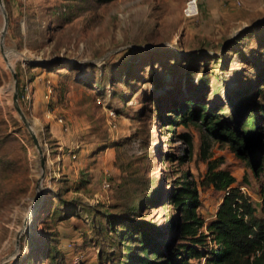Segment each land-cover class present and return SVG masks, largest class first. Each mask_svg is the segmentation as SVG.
Segmentation results:
<instances>
[{
	"label": "rangeland",
	"instance_id": "obj_1",
	"mask_svg": "<svg viewBox=\"0 0 264 264\" xmlns=\"http://www.w3.org/2000/svg\"><path fill=\"white\" fill-rule=\"evenodd\" d=\"M186 2L0 0V264H118L108 215L139 203L132 217L166 239L177 213L156 201L190 175L209 220L223 198L200 186L210 168L259 201L264 176L169 111L191 100L226 121L256 97L264 0H202L195 20ZM70 203L81 217L64 218Z\"/></svg>",
	"mask_w": 264,
	"mask_h": 264
},
{
	"label": "trees",
	"instance_id": "obj_2",
	"mask_svg": "<svg viewBox=\"0 0 264 264\" xmlns=\"http://www.w3.org/2000/svg\"><path fill=\"white\" fill-rule=\"evenodd\" d=\"M253 91L256 97L237 101L240 110L226 121L199 102L183 101L169 111L175 116L171 126L200 123L215 139L230 143L236 157L245 161L258 179L264 176V75ZM182 138L191 154L192 140L187 134ZM200 186L213 187L223 194L209 220L197 212L201 206L200 191L190 175H185L183 182L156 201L172 206L177 213L162 231L166 239L149 232L146 222L132 217L139 203L130 208L128 215H108L106 230L115 236L122 249L128 246L118 264H264V183L257 202L249 193L242 192L243 186L226 170L210 168ZM69 205L74 207H68L64 218L81 217L75 203Z\"/></svg>",
	"mask_w": 264,
	"mask_h": 264
},
{
	"label": "built area",
	"instance_id": "obj_3",
	"mask_svg": "<svg viewBox=\"0 0 264 264\" xmlns=\"http://www.w3.org/2000/svg\"><path fill=\"white\" fill-rule=\"evenodd\" d=\"M201 3H202V0H187L185 6L183 8V16H184V18L188 19V20H195L196 18H198L199 15H200ZM49 91L51 92V90H49ZM111 115H113V113H111ZM59 122L61 124H64V119L60 118ZM63 129L66 132H68V130H69V128L66 125L63 126ZM72 157L76 158V155L73 154ZM110 187H111V184L107 180H105L103 182V188L104 189H108ZM241 190L244 193H248L246 187H241Z\"/></svg>",
	"mask_w": 264,
	"mask_h": 264
},
{
	"label": "water",
	"instance_id": "obj_4",
	"mask_svg": "<svg viewBox=\"0 0 264 264\" xmlns=\"http://www.w3.org/2000/svg\"><path fill=\"white\" fill-rule=\"evenodd\" d=\"M1 4H2V6H3V0H1ZM16 77V76H15ZM18 100V96H16V99H15V101H17ZM19 112L22 114V111H21V109H19ZM23 115V114H22ZM44 164H45V162H44Z\"/></svg>",
	"mask_w": 264,
	"mask_h": 264
}]
</instances>
